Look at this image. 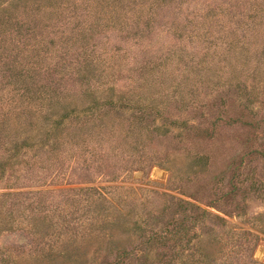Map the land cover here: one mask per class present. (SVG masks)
<instances>
[{"label":"rangeland","instance_id":"rangeland-1","mask_svg":"<svg viewBox=\"0 0 264 264\" xmlns=\"http://www.w3.org/2000/svg\"><path fill=\"white\" fill-rule=\"evenodd\" d=\"M234 100L264 108V0H0V264H264V156L204 201L244 134L210 167L193 126ZM177 198L225 220L149 244Z\"/></svg>","mask_w":264,"mask_h":264},{"label":"trees","instance_id":"trees-1","mask_svg":"<svg viewBox=\"0 0 264 264\" xmlns=\"http://www.w3.org/2000/svg\"><path fill=\"white\" fill-rule=\"evenodd\" d=\"M220 106L223 109L219 111L213 112L210 110L211 121L208 126L203 128L193 126V129L196 130L193 139L196 138L197 143L205 141L210 145L209 150H198L197 155L200 160H209L211 167L216 163L218 157H222L226 153V149H234L233 144L231 145L230 140L222 132V126L240 129L242 134H244L242 148L233 156H229L223 167L218 169L209 180L211 184L217 185L216 188L218 190H215L212 196L204 200L206 205L231 215L234 211L240 210L239 198L249 195V186L255 184L247 179V183L240 181L242 167H245L257 157L264 156V108L255 109L248 104L240 103L237 105L235 100ZM192 143H195V140H192ZM227 175V181L223 184ZM258 182L259 180H257ZM188 196L197 201H202L203 199L197 192H190ZM172 212L178 215L173 226L171 228L164 227L160 233L148 237L147 242L149 244L156 245L157 243L166 244L171 242L181 246L184 242L191 240L193 226L206 217L213 216L219 220H225L219 214L212 213L199 204L182 198H177ZM125 254L126 252L121 250L120 256L122 260L126 256ZM113 264L124 263L119 258Z\"/></svg>","mask_w":264,"mask_h":264}]
</instances>
